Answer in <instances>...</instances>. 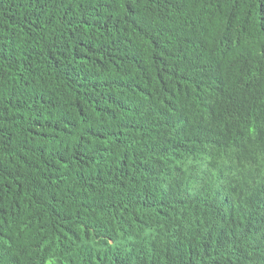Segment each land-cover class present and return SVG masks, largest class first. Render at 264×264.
<instances>
[{
    "label": "trees",
    "instance_id": "16d2710c",
    "mask_svg": "<svg viewBox=\"0 0 264 264\" xmlns=\"http://www.w3.org/2000/svg\"><path fill=\"white\" fill-rule=\"evenodd\" d=\"M263 143L264 0H0V264H264Z\"/></svg>",
    "mask_w": 264,
    "mask_h": 264
},
{
    "label": "clouds",
    "instance_id": "9594fccd",
    "mask_svg": "<svg viewBox=\"0 0 264 264\" xmlns=\"http://www.w3.org/2000/svg\"><path fill=\"white\" fill-rule=\"evenodd\" d=\"M209 135H211V137L207 138L206 136L204 137V139L199 140L198 142L201 144V147H195L192 144H187L186 145V149H185V155H191L189 157H187V159L190 162H193V157L196 158V160L193 162L200 170H203V162L205 161L207 162V164L209 163L210 165L213 164L217 158H218V152L224 151L223 148L219 145L218 140L216 138V136L214 134H211L210 131H207ZM207 132L205 133H195V134H199V135H206ZM201 151L200 153H198V151ZM264 153V143L262 146V152L260 154H258V156L262 155ZM200 154V156L198 155ZM209 165V167H210Z\"/></svg>",
    "mask_w": 264,
    "mask_h": 264
}]
</instances>
